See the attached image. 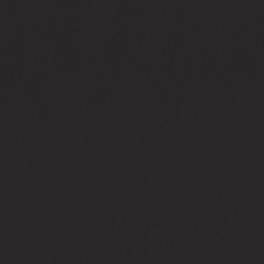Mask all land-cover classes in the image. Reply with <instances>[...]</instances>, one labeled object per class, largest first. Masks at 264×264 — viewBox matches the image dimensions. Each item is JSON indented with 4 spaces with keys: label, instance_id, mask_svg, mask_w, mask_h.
<instances>
[{
    "label": "water",
    "instance_id": "water-1",
    "mask_svg": "<svg viewBox=\"0 0 264 264\" xmlns=\"http://www.w3.org/2000/svg\"><path fill=\"white\" fill-rule=\"evenodd\" d=\"M0 264H264V0H0Z\"/></svg>",
    "mask_w": 264,
    "mask_h": 264
}]
</instances>
